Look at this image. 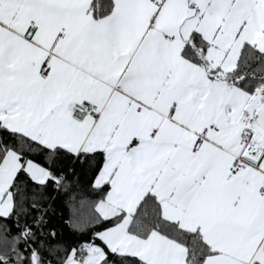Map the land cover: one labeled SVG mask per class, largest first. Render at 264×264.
<instances>
[{"label": "snow or ice", "instance_id": "6c2138e0", "mask_svg": "<svg viewBox=\"0 0 264 264\" xmlns=\"http://www.w3.org/2000/svg\"><path fill=\"white\" fill-rule=\"evenodd\" d=\"M0 264H264V0H0Z\"/></svg>", "mask_w": 264, "mask_h": 264}, {"label": "trees", "instance_id": "16d2710c", "mask_svg": "<svg viewBox=\"0 0 264 264\" xmlns=\"http://www.w3.org/2000/svg\"><path fill=\"white\" fill-rule=\"evenodd\" d=\"M78 168L80 167L79 165L77 166ZM59 211V204H57V212ZM53 220L55 221V222H59V215H54L53 216ZM66 237H67V233H66ZM68 238H70V237H68Z\"/></svg>", "mask_w": 264, "mask_h": 264}]
</instances>
